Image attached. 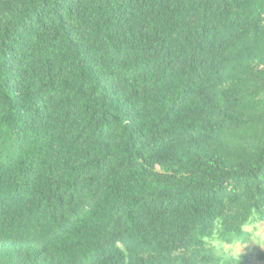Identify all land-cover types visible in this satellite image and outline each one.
I'll list each match as a JSON object with an SVG mask.
<instances>
[{"label":"trees","instance_id":"1","mask_svg":"<svg viewBox=\"0 0 264 264\" xmlns=\"http://www.w3.org/2000/svg\"><path fill=\"white\" fill-rule=\"evenodd\" d=\"M257 221L264 0H0V264H252Z\"/></svg>","mask_w":264,"mask_h":264},{"label":"rangeland","instance_id":"2","mask_svg":"<svg viewBox=\"0 0 264 264\" xmlns=\"http://www.w3.org/2000/svg\"><path fill=\"white\" fill-rule=\"evenodd\" d=\"M249 235L231 245H218L220 253L229 259H239L247 256L252 264H263L259 259V253L264 246V228L257 221L245 227Z\"/></svg>","mask_w":264,"mask_h":264}]
</instances>
